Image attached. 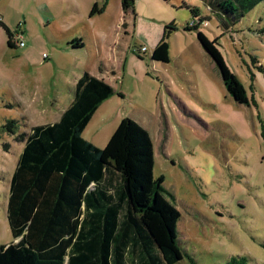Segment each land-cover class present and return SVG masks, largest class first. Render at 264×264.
<instances>
[{
	"label": "rangeland",
	"instance_id": "374dc122",
	"mask_svg": "<svg viewBox=\"0 0 264 264\" xmlns=\"http://www.w3.org/2000/svg\"><path fill=\"white\" fill-rule=\"evenodd\" d=\"M191 2L201 9L196 20L204 19L198 29H185L194 18L191 10L169 13L158 4L154 12L146 10L147 16L140 14L133 31L131 16L120 24L114 6L95 20L105 30L103 45L87 42L74 50L30 7L17 9L25 1L9 0L8 19H26L35 39L26 36L25 48L9 47L0 27V245H7L5 253L0 250V264L10 259L11 245L19 240L8 220L11 179L25 146L19 136L56 122L74 75L101 59L113 64L114 57L122 64L127 59V71L118 75L111 102L84 135H96L104 148L124 117L137 121L153 139L154 175L164 176L163 186L181 211L183 250L198 264H226L233 258L236 264H264V0L228 29L202 1ZM172 16L179 29L169 39L170 61L161 62L152 54L161 40L159 26L165 25L161 19ZM199 31L216 40L247 90L248 105L237 103L227 90ZM11 119L18 120L13 133L6 127ZM24 263L64 264L40 262L37 254ZM176 264L191 263L185 256Z\"/></svg>",
	"mask_w": 264,
	"mask_h": 264
},
{
	"label": "trees",
	"instance_id": "16d2710c",
	"mask_svg": "<svg viewBox=\"0 0 264 264\" xmlns=\"http://www.w3.org/2000/svg\"><path fill=\"white\" fill-rule=\"evenodd\" d=\"M261 1L211 0L208 6L210 12L236 25ZM121 2L125 13L134 12L136 0ZM103 11L95 3L91 15ZM197 11L191 8L194 18ZM1 24L9 35V47H16L15 33ZM199 26L188 23L185 29ZM178 29L175 22L165 25L153 59L170 61L169 39ZM198 38L235 101L248 105L247 90L227 65L216 40L201 31ZM114 93L112 85L86 71L60 120L35 125L19 136L25 146L8 201L12 236L19 240L11 245L10 259L3 264H21L34 254L44 263L176 264L187 256L191 264H198L178 242L181 211L163 186L164 176L154 175L150 133L127 116L104 148L83 136L98 108ZM17 124L11 119L6 127L13 133ZM6 246L0 245V250ZM237 261L233 258L226 264Z\"/></svg>",
	"mask_w": 264,
	"mask_h": 264
},
{
	"label": "crops",
	"instance_id": "0c3cea01",
	"mask_svg": "<svg viewBox=\"0 0 264 264\" xmlns=\"http://www.w3.org/2000/svg\"><path fill=\"white\" fill-rule=\"evenodd\" d=\"M25 1V4H22L21 6L17 7V9L22 10L24 8L30 7L37 15L39 16V21L44 27H54L57 32V37L59 39L67 41L66 48L71 49H81L85 48L87 45V42H94L96 44L103 45V39L105 37V30H101L100 27H96L95 20L98 18V16L104 15L107 13L111 8L116 6L119 13L120 24L123 21L128 22L129 17L131 16V21L133 22V31H135V28H138V24L140 23V14L144 13V15L147 14V9H152V12H154V6L158 4H162L166 11L169 13L176 12L178 13L181 8H187L191 10L192 7H195L198 9L197 14H200L201 9L196 4H193L191 0H136L135 2V14L132 10H130L128 13H125L122 8V0H23ZM205 5L208 6V1L211 0H200ZM223 1V0H218ZM95 3H98L100 6L104 7V11L99 14L91 15V10ZM28 5V6H27ZM9 0H0V27L4 30L7 36V43L9 39V35L6 32L5 28L1 24L4 23L8 28L15 34L18 32L23 33V40L25 41L24 46L15 45L16 47L25 48L28 46L29 41H32L34 36L31 34V28L30 25H28V21L24 19V21L15 22L12 23L8 17H7V9L9 8ZM209 9V6H208ZM23 11V10H22ZM210 12V9H209ZM24 13V12H23ZM22 13V14H23ZM137 13V17H136ZM210 15L216 16L220 23L224 26L225 29L230 28L233 26V23H230L225 17L220 16L216 13H209ZM150 16V15H149ZM151 17L152 14H151ZM171 22H175L177 25H179V21H177V18L172 16V18H168L166 20L161 19L165 25ZM137 20V21H136ZM165 25L159 26L158 33L161 34V38L163 36L164 27ZM163 30V31H162ZM26 36H30L29 41H26ZM155 43H157L158 40H153ZM102 43V44H101ZM25 54L28 56L31 53L25 52ZM41 59V58H40ZM42 60H39L38 63L41 64ZM113 64L109 62H106L105 60L101 59L98 64L93 65L92 67H84L82 68L78 74L74 75L73 78V86L70 90L69 97L67 99L66 104L64 105V109L61 110V114L57 116V119L60 120L63 113L69 108V106L73 103L74 97H75V89H76V83L78 79L82 76L84 72H90L91 74L95 75L98 78L104 79L106 82H108L110 85H114L113 83L116 82L118 79V75L121 73L124 75L127 71V59L125 58V62L122 64V61L119 58H113ZM115 92L116 89L113 86ZM120 93H122L120 91ZM111 102V97L105 100L101 106L98 108L97 112L92 117L91 121L85 128L84 132H86L88 126L91 124V122L94 120L96 115L99 113V110L105 105H108ZM56 120V121H58ZM55 122V121H54ZM49 122V123H54ZM46 124V123H44ZM115 125H118L117 123ZM118 127V126H117ZM83 136L96 144L97 146H100L97 142V137L94 135L92 136ZM155 152V149H154ZM7 249L3 250L5 253ZM2 252V250H1Z\"/></svg>",
	"mask_w": 264,
	"mask_h": 264
},
{
	"label": "built area",
	"instance_id": "2783aa9c",
	"mask_svg": "<svg viewBox=\"0 0 264 264\" xmlns=\"http://www.w3.org/2000/svg\"><path fill=\"white\" fill-rule=\"evenodd\" d=\"M201 21H203V20H201ZM201 21L196 20V18H193L189 24L190 25H198V24L201 25V23H202ZM13 42L15 43V45L24 46L25 41L23 40V33L18 32L17 34H14ZM142 50H146V47H143Z\"/></svg>",
	"mask_w": 264,
	"mask_h": 264
}]
</instances>
